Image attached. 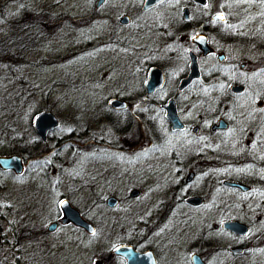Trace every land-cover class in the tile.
<instances>
[{
  "label": "flooded vegetation",
  "instance_id": "flooded-vegetation-1",
  "mask_svg": "<svg viewBox=\"0 0 264 264\" xmlns=\"http://www.w3.org/2000/svg\"><path fill=\"white\" fill-rule=\"evenodd\" d=\"M151 1L146 6L145 0H96L87 14L93 34L95 24L102 22L108 42L136 52L130 70L139 72L134 74L133 92L104 98L107 107L114 99L123 102L124 108L109 109L125 116H95L87 126L95 130H79L76 122L69 139L61 141L51 136L58 128L57 118V126L44 139L29 120L35 136L23 143L22 153L40 150V154L13 153L21 160L22 172L0 168V174L21 178L28 161L34 159L33 165L39 163L47 171L45 166L51 163L46 156L52 154L59 161V154L68 148L73 158H86L89 170L81 181L97 191L98 202L110 210L141 196L140 190L132 188L122 193L123 198L104 195L100 187L108 182L111 171L117 179H129L132 168L147 166L152 178L149 192L157 193L151 197L155 205H140L121 220V240L101 252L100 263L264 264V0ZM8 4L17 5L16 9L9 11ZM29 4L27 0L0 4V19L7 21L11 32L24 23L23 17L31 12ZM37 13L38 17L45 14ZM11 32L0 39L13 38ZM143 40L160 46L145 52ZM155 52L165 54L160 59ZM175 53L184 60L171 77L168 68ZM154 69L162 75L160 86H154L155 78L149 74ZM188 99L191 110L198 109V117H182L181 102ZM167 101L175 107L176 128L163 115ZM146 104L152 106L150 110L160 109L162 117H144L137 107ZM119 155L122 159H116ZM77 180H73L75 192L81 187ZM58 181L53 182L54 189ZM110 198L115 202L109 203ZM63 200L74 208L59 194L60 215L48 222L45 234L70 225L89 237L95 235L96 226L79 210L93 227L90 233L72 223H60L58 202ZM49 223L56 225L53 230ZM235 223L240 227L227 226ZM122 245L133 256L114 252ZM11 250L0 231V260L7 263Z\"/></svg>",
  "mask_w": 264,
  "mask_h": 264
},
{
  "label": "rangeland",
  "instance_id": "rangeland-1",
  "mask_svg": "<svg viewBox=\"0 0 264 264\" xmlns=\"http://www.w3.org/2000/svg\"><path fill=\"white\" fill-rule=\"evenodd\" d=\"M5 1L0 0V4ZM27 1L34 14L41 10L45 12L44 15L62 14L71 17V29L62 28L59 33L31 48L25 52L21 62L0 64V154H40V150L22 153V148L23 143L32 141L35 136L31 132L29 120L34 113L42 110L55 114L59 125L51 136L60 141L69 139V133L75 128L76 122V127L84 130L90 126L95 116L105 117L108 113L114 117H124V114L111 111L104 98L132 93L133 84L136 83L134 74L139 73L137 70L134 73L130 71L136 53L132 47L129 50L121 47L118 42H108L107 35L102 31V22L95 24L96 31L92 33L87 14L96 0ZM16 6L8 4L7 8L11 11ZM6 22L0 19V35L10 31ZM148 42L143 40L142 43L146 48L145 52L160 46V43L151 45ZM155 53V57L160 59L165 54ZM183 60V55H173L168 68L171 77L175 75L176 69H181ZM144 62L143 60L141 63L143 69ZM140 74L144 77V72ZM181 104L182 117H198V109L191 110L192 103L189 99ZM137 108L141 109L144 117H162L158 108L151 111H147L149 109L144 106L138 105ZM161 130L167 139L165 128ZM48 146L52 147V142ZM59 156V161L53 159L52 154L46 156V161L51 163L45 166L47 171L42 170L41 165H33L34 159L28 161L21 178L0 174V231L12 247L8 255L11 259L7 263L2 259L0 264H103L99 259L101 252L109 251L121 240V220L132 216L140 205L148 208L155 205L151 197L157 193L154 195L149 192L152 178L147 166L132 168L135 174L131 171L130 177L126 175L129 179H117L114 176L116 172L111 171L108 182L100 187L104 195L112 194L116 198H123L122 193L132 188L140 190L141 196L109 210L98 202L100 195H97V191L92 192L81 181L82 175L89 170L86 158L81 155L73 158L68 148L62 150ZM118 158L121 155L116 159ZM140 159L144 161V158ZM146 160L149 162L152 159L148 157ZM56 179L60 183L54 189L53 182ZM74 179L81 183L76 192ZM59 194L69 200L87 222H93L96 226L95 235L89 237L70 225L59 226L53 233L44 234L43 238L35 236L38 239L25 242L21 226L29 224L45 229L48 222L58 218L60 213L56 202ZM101 208L104 213L100 211ZM18 239L21 242L17 243Z\"/></svg>",
  "mask_w": 264,
  "mask_h": 264
},
{
  "label": "trees",
  "instance_id": "trees-1",
  "mask_svg": "<svg viewBox=\"0 0 264 264\" xmlns=\"http://www.w3.org/2000/svg\"><path fill=\"white\" fill-rule=\"evenodd\" d=\"M38 15V13L33 14L30 12L27 16L23 17V24L19 23L17 26L11 28L12 32L11 30L9 31L14 34L13 38L0 39V64L21 62L25 52L45 42L50 36L59 33L62 28L66 29L71 26V17L68 18L62 14L58 16L48 14L40 17ZM146 107L149 109L147 111H151V105L146 104L144 108ZM106 115L108 117L111 116L108 113ZM36 165L39 166L40 164L36 163ZM20 231L25 242L28 240L34 241L38 239L35 236L40 238L45 234V230L41 226L33 227L29 224L21 226ZM19 242H21L20 239L17 240V243Z\"/></svg>",
  "mask_w": 264,
  "mask_h": 264
},
{
  "label": "water",
  "instance_id": "water-1",
  "mask_svg": "<svg viewBox=\"0 0 264 264\" xmlns=\"http://www.w3.org/2000/svg\"><path fill=\"white\" fill-rule=\"evenodd\" d=\"M145 2H146V6H151V4L154 3V1H151V0H145ZM192 71H190L191 73L189 74V76L193 74ZM149 74L150 76L155 78V82L153 83L154 86H158V85L160 86L163 81L161 73H159L157 69H154V70H151ZM108 105H109L108 107H111L114 109L115 108L122 109L125 107L124 103L118 101L117 99L111 100ZM163 108L165 110V114H163L165 119L169 121V124L172 125V128H176L178 126L179 119H177V115L175 114L176 111H175L174 105L172 104V102L167 101V103L163 106ZM30 121H31V126H32L33 131L37 134L39 138H42V139H44L46 132L48 133L51 130H54V128L57 126V120H56L55 114L49 111H46V110H42L38 113H34ZM20 162L21 160L16 154H13L8 157L3 156V157H0V168L1 169L6 168L7 170H13L14 173L20 174V172H22L23 170L22 163ZM108 201L109 203L115 202L114 200H112V198H110ZM58 203H59V208L62 213V216L60 218L61 224L72 223L73 226L77 228L80 227L87 233H90V231H92L93 229L92 225L90 223L85 222V220L82 218L80 213H78L77 210L72 208L71 205L67 203L66 200L59 201ZM55 226H56L55 224L49 223L48 228L50 230H53ZM227 226H232V228L240 227L238 223L227 224ZM130 250L131 249H129L128 247H125V245H122V246H119L114 252L116 254L122 255V254H125L124 251L132 253V251ZM129 255L133 256V253L132 254L129 253ZM127 264H134V262L129 261V263Z\"/></svg>",
  "mask_w": 264,
  "mask_h": 264
},
{
  "label": "snow or ice",
  "instance_id": "snow-or-ice-1",
  "mask_svg": "<svg viewBox=\"0 0 264 264\" xmlns=\"http://www.w3.org/2000/svg\"><path fill=\"white\" fill-rule=\"evenodd\" d=\"M220 19H223V17L221 16V17H219ZM61 203H63V202H61Z\"/></svg>",
  "mask_w": 264,
  "mask_h": 264
}]
</instances>
